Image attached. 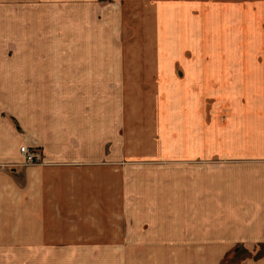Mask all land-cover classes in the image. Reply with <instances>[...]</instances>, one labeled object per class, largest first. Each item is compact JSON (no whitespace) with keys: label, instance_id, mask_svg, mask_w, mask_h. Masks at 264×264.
Masks as SVG:
<instances>
[{"label":"crops","instance_id":"0c3cea01","mask_svg":"<svg viewBox=\"0 0 264 264\" xmlns=\"http://www.w3.org/2000/svg\"><path fill=\"white\" fill-rule=\"evenodd\" d=\"M101 10L0 4V264H264V61L127 60Z\"/></svg>","mask_w":264,"mask_h":264},{"label":"rangeland","instance_id":"374dc122","mask_svg":"<svg viewBox=\"0 0 264 264\" xmlns=\"http://www.w3.org/2000/svg\"><path fill=\"white\" fill-rule=\"evenodd\" d=\"M14 0H0L9 4ZM35 5L39 0H32ZM258 0H98L101 15L124 19L110 37V43L126 48L127 60L137 63L148 61H264V25L255 27L241 23L256 20ZM264 4V0H259ZM19 2V0H17ZM6 11V17L19 13ZM28 9H23L26 13ZM25 18V17H24ZM246 18V19H245ZM19 21V20H18ZM27 19H22L24 35L12 27H3L0 32V58H8L13 51V42L32 45ZM137 34L136 37H132ZM13 36V38H11ZM245 36V37H244ZM256 36V37H255ZM2 37H4L1 42ZM10 40V42H9ZM107 40L102 38V45ZM123 51V50H122ZM1 60V59H0Z\"/></svg>","mask_w":264,"mask_h":264},{"label":"built area","instance_id":"2783aa9c","mask_svg":"<svg viewBox=\"0 0 264 264\" xmlns=\"http://www.w3.org/2000/svg\"><path fill=\"white\" fill-rule=\"evenodd\" d=\"M20 152L23 155L24 164L26 165L43 162L42 152L37 146L24 144L20 147Z\"/></svg>","mask_w":264,"mask_h":264}]
</instances>
